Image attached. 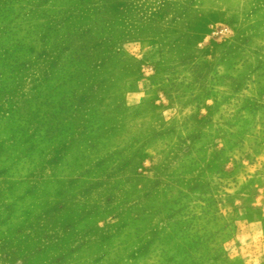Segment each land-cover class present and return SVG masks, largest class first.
Masks as SVG:
<instances>
[{"label": "rangeland", "instance_id": "obj_1", "mask_svg": "<svg viewBox=\"0 0 264 264\" xmlns=\"http://www.w3.org/2000/svg\"><path fill=\"white\" fill-rule=\"evenodd\" d=\"M0 264H264V0H0Z\"/></svg>", "mask_w": 264, "mask_h": 264}]
</instances>
